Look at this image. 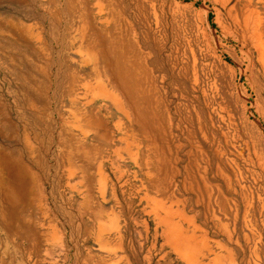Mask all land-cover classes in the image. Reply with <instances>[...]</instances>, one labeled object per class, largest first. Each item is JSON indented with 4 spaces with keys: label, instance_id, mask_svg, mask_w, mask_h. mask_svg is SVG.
<instances>
[{
    "label": "rangeland",
    "instance_id": "obj_1",
    "mask_svg": "<svg viewBox=\"0 0 264 264\" xmlns=\"http://www.w3.org/2000/svg\"><path fill=\"white\" fill-rule=\"evenodd\" d=\"M0 264H264V0H0Z\"/></svg>",
    "mask_w": 264,
    "mask_h": 264
},
{
    "label": "bare ground",
    "instance_id": "obj_2",
    "mask_svg": "<svg viewBox=\"0 0 264 264\" xmlns=\"http://www.w3.org/2000/svg\"><path fill=\"white\" fill-rule=\"evenodd\" d=\"M260 35V34H259ZM258 35V36H259ZM257 36V37H258ZM260 39V38H259ZM258 39V40H259ZM261 43V42H260ZM29 145V144H28ZM8 152V151H7ZM8 154V155H7ZM7 154H5V167L6 168H8L9 170H11L10 172L11 173H14V172H16V174H17V177H18V181L20 182H18L19 183V187H20V185H23V184H26L27 182H26V174H25V165L24 164H22V163H20L19 164V166H16L17 164H15L13 161L11 162L10 160H11V153H7ZM13 165V166H12ZM13 167H14V169H15V171H14V169H13ZM5 170V169H4ZM30 172H32V170L30 169L29 170ZM11 173H10V175H11ZM27 173H29V172H27ZM34 173V172H33ZM7 187H9V186H7ZM26 188V187H25ZM22 190H24V188H22ZM14 195H15V192L13 191V190H11L10 191V194H9V198H10V200L11 199H14ZM184 249V248H183Z\"/></svg>",
    "mask_w": 264,
    "mask_h": 264
}]
</instances>
